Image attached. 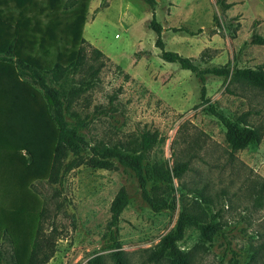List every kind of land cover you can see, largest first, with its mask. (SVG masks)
I'll return each instance as SVG.
<instances>
[{"label": "rangeland", "instance_id": "374dc122", "mask_svg": "<svg viewBox=\"0 0 264 264\" xmlns=\"http://www.w3.org/2000/svg\"><path fill=\"white\" fill-rule=\"evenodd\" d=\"M155 2L154 10L145 0H36L35 7L21 13L12 5L3 9L4 16L28 21L31 54L49 68L58 61L65 64L83 47V68L71 70L63 86L81 88L66 119L73 126L72 112L81 115L86 127L78 131L88 144L129 141L144 129L156 130L164 141L153 148L149 161L164 165L171 178L165 196L171 207L160 212L151 210L133 173L119 165L113 171L83 165L62 172L56 183L32 181L38 211L29 215L27 226L10 225L4 236L7 219L0 218V251L7 264H17L16 250L24 262L21 249L29 250L37 226L56 239L47 264H86L96 256L112 264L114 239L127 264H168L150 256L183 210L203 212L207 222L213 219L218 226L209 238L196 228L186 229L177 248L191 256L192 264H264V90L208 76L209 102H203L194 75L160 58L149 27L154 19L162 28L165 50L200 68L264 69V46L253 43L255 35L264 36V0H227L232 7L226 11L216 0ZM79 14L83 22L74 42L70 24ZM48 28L54 29L55 40L47 38ZM178 28L197 33L173 30ZM209 105L241 126L258 129L260 143L232 153L226 130ZM181 163L188 168L175 178L171 171ZM120 188L128 204L113 237L107 230L109 208Z\"/></svg>", "mask_w": 264, "mask_h": 264}, {"label": "trees", "instance_id": "16d2710c", "mask_svg": "<svg viewBox=\"0 0 264 264\" xmlns=\"http://www.w3.org/2000/svg\"><path fill=\"white\" fill-rule=\"evenodd\" d=\"M226 1L216 0L223 11L232 7ZM145 2L154 10L155 0ZM10 5L21 13L35 7L36 0H0V218L7 219L4 236L9 234L10 225L21 230L27 226L29 215L32 217V214L37 213L38 198L29 189L32 181L46 179L56 183L62 172L67 173L83 165L109 171L116 170L119 165L130 170L138 182L143 199L152 211L160 212L170 208L165 198L169 188L167 183H171L170 172L164 165L149 161L151 151L164 138L156 130L144 129L129 141L90 146L78 131L79 128L86 127L81 115L72 112L76 119L73 126L66 119L81 88L66 90L63 86L71 70L83 68V47L67 56L65 64L58 61L51 68L45 66L31 54L33 41L29 39L28 21L4 16L3 9ZM214 20L219 25L216 17ZM82 22L83 16L79 14L70 24L73 27V34L70 35L74 42L79 39ZM149 27L156 34L160 58L194 75L199 83L200 99L203 102H209L206 98L208 76L222 79L230 77L234 82L264 90L262 67L238 68L236 65L225 64L200 68L191 59L165 50L162 28L154 19ZM53 30L48 28L46 35L51 41L56 39ZM173 30L191 35L197 33L186 28ZM253 43L264 46V36L255 35ZM94 53L103 56L97 50ZM102 65L91 73V79L96 77ZM208 109L224 126L225 141L232 153L260 143L262 133L258 129L241 126L240 120L227 119L211 105ZM187 168L186 163L176 164L171 171L172 175L179 178ZM149 184L152 186L150 190ZM127 204V192L120 188L109 208L107 230L113 237L117 234L120 216ZM212 221L213 219L207 222L203 212L181 211L173 230L152 251L151 260L162 257L168 264H192L191 256L180 252L177 243L183 239L188 227L196 228L203 238H209L218 228ZM37 229L34 240L29 243V250L25 252L24 248L21 249L23 252L20 254H26L24 262L16 250L17 264H47L53 257L55 237L53 234L43 235L40 226ZM114 244L116 249L110 255L112 264H127L125 253L116 239ZM0 264H7L1 251ZM86 264H105V261L102 256H96Z\"/></svg>", "mask_w": 264, "mask_h": 264}]
</instances>
